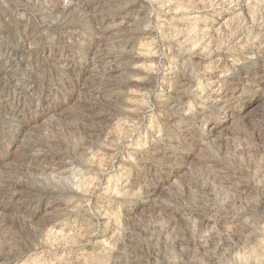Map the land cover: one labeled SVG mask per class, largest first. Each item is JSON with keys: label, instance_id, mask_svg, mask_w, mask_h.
Listing matches in <instances>:
<instances>
[{"label": "rangeland", "instance_id": "obj_1", "mask_svg": "<svg viewBox=\"0 0 264 264\" xmlns=\"http://www.w3.org/2000/svg\"><path fill=\"white\" fill-rule=\"evenodd\" d=\"M0 264H264V0H0Z\"/></svg>", "mask_w": 264, "mask_h": 264}]
</instances>
